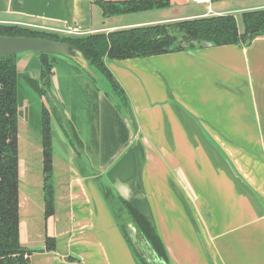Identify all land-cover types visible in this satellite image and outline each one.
Here are the masks:
<instances>
[{
	"label": "crops",
	"instance_id": "crops-1",
	"mask_svg": "<svg viewBox=\"0 0 264 264\" xmlns=\"http://www.w3.org/2000/svg\"><path fill=\"white\" fill-rule=\"evenodd\" d=\"M167 1L181 13L133 20L128 17L163 10L104 15L95 0H0V24L84 36L264 8V0ZM107 66L127 103L118 109L94 87L98 171H83L75 154L81 140L67 138L54 213L43 214L52 234L46 228L37 237L27 234L19 215L29 264H137L109 206L112 199L121 214L119 198L151 222L169 264H264V194L254 186L264 180L250 174L249 164V152L264 149V35L248 46L186 49ZM53 158L52 148L54 168ZM46 237L54 249H46Z\"/></svg>",
	"mask_w": 264,
	"mask_h": 264
},
{
	"label": "trees",
	"instance_id": "trees-1",
	"mask_svg": "<svg viewBox=\"0 0 264 264\" xmlns=\"http://www.w3.org/2000/svg\"><path fill=\"white\" fill-rule=\"evenodd\" d=\"M95 1L101 6L104 15L140 12L169 5L167 0ZM241 21L242 31L239 30L233 14H221L122 28L108 33L84 36H60L56 33L28 27L0 24V35L43 37L67 42L71 47L80 50L91 65L107 78L110 90L105 95L115 102L118 109H121L127 103L126 95L108 69V61L186 50L181 47L180 42L191 40H206L212 42L214 46L239 44L248 46L254 38L264 35V8L243 12ZM36 55L39 61L38 78L25 75V79L39 96L47 97L56 57L46 53ZM18 78L17 57L0 55V264H29L31 253V250L21 245L19 234L18 115L22 98L18 90ZM50 113V110L42 103L39 127L44 173L45 218L54 213ZM52 113L58 114L56 108L53 107ZM70 130L63 127L70 143L75 144L78 142V137L72 125ZM105 191L107 196L109 189L105 188ZM119 202L126 211L127 218L133 223L140 239L146 242L159 258L169 264L163 242L151 222L130 202L122 198H119ZM120 227L136 263L150 264L128 238L126 226L120 223ZM45 246L47 250L54 249V239L46 237Z\"/></svg>",
	"mask_w": 264,
	"mask_h": 264
},
{
	"label": "rangeland",
	"instance_id": "rangeland-1",
	"mask_svg": "<svg viewBox=\"0 0 264 264\" xmlns=\"http://www.w3.org/2000/svg\"><path fill=\"white\" fill-rule=\"evenodd\" d=\"M190 8H197L190 5ZM188 9V10H189ZM163 10L157 15L130 16L129 19H139L147 16H172L180 14L173 8L167 7L153 9ZM165 10V11H164ZM158 12V11H157ZM239 29L243 28L241 14H236ZM57 60V61H56ZM68 60L55 59L54 74L51 76V86L46 96L39 94L27 83L25 75L37 77L39 74V61L35 53L27 52L17 56V69L19 72L18 90L22 98L19 105L18 115V158H19V205L20 220L25 225L27 234L36 236V233L43 232L47 229L48 236L52 234L51 225L43 223V163H42V146L40 134V109L42 103L50 110V128L51 141L53 148V161L55 167L52 170V184L54 196V181L63 175L60 170L62 167L59 163L66 151L67 136L63 131L65 127L68 131L70 126L74 128L78 139L81 143L78 152H75L78 165H81L83 171L97 172L98 164L94 145L92 143V134L94 133L92 125L96 121V110L93 111L95 104L94 87L99 88L96 81L84 73L79 67L70 65ZM58 114H53V107ZM95 116V117H94ZM59 118V119H58ZM249 137V136H248ZM250 174L258 175L264 180V149L260 151L249 152ZM263 164V166H261ZM57 170V172H56ZM107 178L106 176H104ZM101 178V182L105 178ZM110 186V185H109ZM260 194H264V181L254 184ZM58 189V188H57ZM109 206L114 215L122 223V218L127 220V215L123 212L121 215L117 211L118 206L112 199ZM24 231V230H23Z\"/></svg>",
	"mask_w": 264,
	"mask_h": 264
},
{
	"label": "water",
	"instance_id": "water-1",
	"mask_svg": "<svg viewBox=\"0 0 264 264\" xmlns=\"http://www.w3.org/2000/svg\"><path fill=\"white\" fill-rule=\"evenodd\" d=\"M181 47L185 49L201 48L214 46L212 42L206 40H191L180 42ZM241 47V45H237ZM172 48V47H171ZM32 52L35 54L46 53L59 59L68 60L69 63L79 67L84 73L89 75L97 82L99 89L105 93L110 90V83L107 78L86 59L82 52L73 48L64 41H55L43 37H27V36H7L0 35V55H15L16 57L22 53ZM127 236L133 245L137 244L136 229L131 221L126 222ZM145 258L150 264H168L165 260L159 258L156 252L147 246Z\"/></svg>",
	"mask_w": 264,
	"mask_h": 264
},
{
	"label": "flooded vegetation",
	"instance_id": "flooded-vegetation-1",
	"mask_svg": "<svg viewBox=\"0 0 264 264\" xmlns=\"http://www.w3.org/2000/svg\"><path fill=\"white\" fill-rule=\"evenodd\" d=\"M119 210H121V214H122L123 212L126 213V211L121 207V205H120V207H119ZM121 214H120V215H121ZM123 219L125 220V218H122V219H121V220H122V223L124 224ZM124 225H125V224H124ZM136 234H137V232H136ZM136 236H137V244H136V246L138 247V249L142 252V254H143V256H144L145 253H146V250H147V246H149V245H148L146 242H144L143 240H141L138 234H137ZM149 248H150V246H149ZM144 257H145V256H144Z\"/></svg>",
	"mask_w": 264,
	"mask_h": 264
},
{
	"label": "built area",
	"instance_id": "built-area-1",
	"mask_svg": "<svg viewBox=\"0 0 264 264\" xmlns=\"http://www.w3.org/2000/svg\"><path fill=\"white\" fill-rule=\"evenodd\" d=\"M196 3H205V4H209L211 2V0H193Z\"/></svg>",
	"mask_w": 264,
	"mask_h": 264
}]
</instances>
